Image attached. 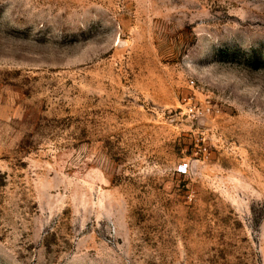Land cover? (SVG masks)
<instances>
[{
    "label": "rangeland",
    "instance_id": "rangeland-1",
    "mask_svg": "<svg viewBox=\"0 0 264 264\" xmlns=\"http://www.w3.org/2000/svg\"><path fill=\"white\" fill-rule=\"evenodd\" d=\"M0 264H264V0H0Z\"/></svg>",
    "mask_w": 264,
    "mask_h": 264
}]
</instances>
